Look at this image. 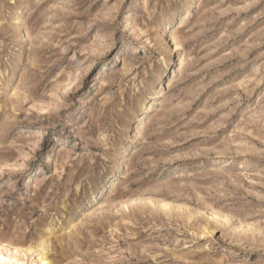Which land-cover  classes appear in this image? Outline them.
Returning a JSON list of instances; mask_svg holds the SVG:
<instances>
[{
  "label": "rangeland",
  "instance_id": "374dc122",
  "mask_svg": "<svg viewBox=\"0 0 264 264\" xmlns=\"http://www.w3.org/2000/svg\"><path fill=\"white\" fill-rule=\"evenodd\" d=\"M37 251L264 264V0H0V262Z\"/></svg>",
  "mask_w": 264,
  "mask_h": 264
},
{
  "label": "bare ground",
  "instance_id": "6f19581e",
  "mask_svg": "<svg viewBox=\"0 0 264 264\" xmlns=\"http://www.w3.org/2000/svg\"><path fill=\"white\" fill-rule=\"evenodd\" d=\"M14 4L16 5L15 8H14V12H13L14 16H11V18L14 20V22H13L14 25L18 26V28H22L21 22L18 19L19 18V15H18L19 4L18 3H14ZM161 37L164 39V42L168 41L167 40L168 34L165 32V30H164L163 34L161 35ZM38 247H40V249L43 250L44 249L43 243L39 244ZM36 256L38 258H37V261H36L35 264H51V262L47 259V257L41 255V253L39 251H37ZM0 264H2V262H0ZM16 264H19V263H16Z\"/></svg>",
  "mask_w": 264,
  "mask_h": 264
}]
</instances>
